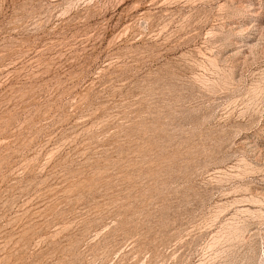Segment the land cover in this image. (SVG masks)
Instances as JSON below:
<instances>
[{"label": "rangeland", "instance_id": "374dc122", "mask_svg": "<svg viewBox=\"0 0 264 264\" xmlns=\"http://www.w3.org/2000/svg\"><path fill=\"white\" fill-rule=\"evenodd\" d=\"M0 264H264V0H0Z\"/></svg>", "mask_w": 264, "mask_h": 264}]
</instances>
